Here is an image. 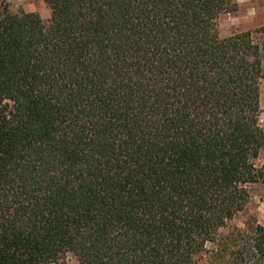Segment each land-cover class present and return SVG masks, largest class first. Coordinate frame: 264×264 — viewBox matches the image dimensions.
Returning <instances> with one entry per match:
<instances>
[{"label":"trees","instance_id":"trees-1","mask_svg":"<svg viewBox=\"0 0 264 264\" xmlns=\"http://www.w3.org/2000/svg\"><path fill=\"white\" fill-rule=\"evenodd\" d=\"M44 2L0 14V264H198L264 183V26L220 38L233 0Z\"/></svg>","mask_w":264,"mask_h":264},{"label":"rangeland","instance_id":"rangeland-1","mask_svg":"<svg viewBox=\"0 0 264 264\" xmlns=\"http://www.w3.org/2000/svg\"><path fill=\"white\" fill-rule=\"evenodd\" d=\"M5 8L12 13L35 12L44 23H48L51 18L50 9L44 0H0V14ZM215 25L220 38L263 27L264 0H233L232 7L218 16ZM262 57L264 67V44ZM257 119L259 126L264 130V79L260 82ZM248 189L249 200L244 209L220 231L217 242L206 245L204 252L198 258V264L256 263L245 254L244 248L252 228L255 225H264V183L252 184ZM50 264H77V262L71 255L66 254ZM256 264H264V258Z\"/></svg>","mask_w":264,"mask_h":264}]
</instances>
